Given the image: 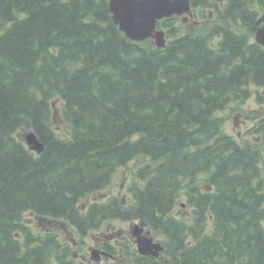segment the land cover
I'll use <instances>...</instances> for the list:
<instances>
[{
    "label": "trees",
    "instance_id": "trees-1",
    "mask_svg": "<svg viewBox=\"0 0 264 264\" xmlns=\"http://www.w3.org/2000/svg\"><path fill=\"white\" fill-rule=\"evenodd\" d=\"M190 3L215 20L200 33L179 16L158 20V48L128 39L107 0H0V264H84L58 232L34 231L28 213L80 237L108 220L160 237L159 257L126 237L104 243L118 255L109 264L263 263L264 141L242 145L216 113L264 87L253 38L264 0ZM137 156L149 162L128 200L82 205ZM181 198L188 212L176 211Z\"/></svg>",
    "mask_w": 264,
    "mask_h": 264
},
{
    "label": "rangeland",
    "instance_id": "rangeland-1",
    "mask_svg": "<svg viewBox=\"0 0 264 264\" xmlns=\"http://www.w3.org/2000/svg\"><path fill=\"white\" fill-rule=\"evenodd\" d=\"M213 1L216 2L218 7H222L226 4V1L222 3L224 0ZM213 10L214 9L210 8L202 13L199 10L193 9L192 16L179 17L183 20L187 31L200 33L206 25H209L215 20ZM202 14H205V17H201ZM249 88L251 90L248 97L231 102L224 109L218 111L216 115L221 122L223 131L233 136L239 143L242 145L260 146L264 141V127L259 133L255 131V128L264 125V87L250 85ZM58 105L60 106L59 102L56 103L57 107ZM25 132L27 131L23 133ZM147 162H149V159L146 156H137L129 160L125 165L118 167L110 183L103 189L85 198L82 201V205L84 206L91 201H105L113 196H117L123 201L128 200L130 198L128 186L135 177L137 168ZM180 202L184 203V199L181 198L178 203ZM176 211L188 212V208L184 205L177 206ZM26 217L28 219L27 224L36 232L46 230L58 232L62 241L71 243V251L75 254L74 257L77 260L83 261L84 264H109L117 260L116 256L118 255L116 254L113 259L101 257V261L95 263L94 260L90 258V250L92 248H98V246L106 242L110 245L119 247L120 241L124 237L132 240V226L138 223V221L108 220L103 222L100 227L90 229L85 235H81L82 237H80L76 230L64 220L50 218L39 219L31 213L26 214ZM144 232L154 240H161L157 234L145 228ZM81 258H84V260Z\"/></svg>",
    "mask_w": 264,
    "mask_h": 264
},
{
    "label": "water",
    "instance_id": "water-1",
    "mask_svg": "<svg viewBox=\"0 0 264 264\" xmlns=\"http://www.w3.org/2000/svg\"><path fill=\"white\" fill-rule=\"evenodd\" d=\"M112 21L132 41L152 39L154 45L162 48L166 45L163 29L157 28L158 20L171 16H192L190 0H107ZM254 40L264 46V9L256 21ZM23 140L28 148L36 153L44 149V145L33 131L23 133ZM184 205V203H182ZM131 238L140 255L159 257L163 251L160 241L154 240L144 232L139 223L132 226ZM105 250L92 248L90 257L100 262L102 256H108ZM264 264V261L263 263Z\"/></svg>",
    "mask_w": 264,
    "mask_h": 264
},
{
    "label": "flooded vegetation",
    "instance_id": "flooded-vegetation-1",
    "mask_svg": "<svg viewBox=\"0 0 264 264\" xmlns=\"http://www.w3.org/2000/svg\"><path fill=\"white\" fill-rule=\"evenodd\" d=\"M226 0H224L222 3H224ZM104 244V243H103ZM103 244L101 246H98L99 249H103ZM114 255H110V259H113ZM82 260H84V258H81Z\"/></svg>",
    "mask_w": 264,
    "mask_h": 264
}]
</instances>
